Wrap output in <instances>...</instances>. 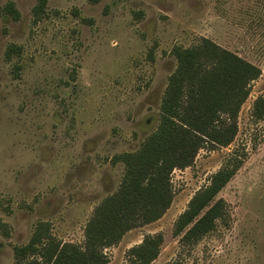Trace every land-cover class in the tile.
<instances>
[{
    "label": "rangeland",
    "instance_id": "rangeland-1",
    "mask_svg": "<svg viewBox=\"0 0 264 264\" xmlns=\"http://www.w3.org/2000/svg\"><path fill=\"white\" fill-rule=\"evenodd\" d=\"M38 5L0 0V224L10 232L0 231V264H44L37 254L16 257L39 223L57 242L84 246L96 207L124 176L113 158L140 149L158 126L177 68L172 50L202 38L262 72L238 134L175 170L165 215L104 252L108 264H129L131 248L162 234L151 264H264V118L254 117L264 98V0H48L37 12ZM233 155L243 165L217 197L223 218L198 243L182 245L176 220Z\"/></svg>",
    "mask_w": 264,
    "mask_h": 264
},
{
    "label": "trees",
    "instance_id": "trees-1",
    "mask_svg": "<svg viewBox=\"0 0 264 264\" xmlns=\"http://www.w3.org/2000/svg\"><path fill=\"white\" fill-rule=\"evenodd\" d=\"M47 1L39 0L35 10H43ZM8 11L19 19L13 5ZM171 53L177 68L161 99L158 126L140 149L113 158V164H124V176L118 190L96 207L85 228L84 246L57 242L49 224L39 223L29 244L16 249L18 259L37 254L44 264H108L105 249L120 243L132 229L160 220L171 207L175 170L193 166L201 150L227 148L234 142L239 113L252 83L261 76L260 68L208 38L191 47L177 46ZM254 117L264 118L262 97L254 102ZM242 165V158L231 156L209 185L193 196L174 226L182 245L196 244L215 229L226 211L225 202L217 197ZM0 226L9 237L7 226ZM163 243L162 234L146 236L128 251L129 264H151Z\"/></svg>",
    "mask_w": 264,
    "mask_h": 264
}]
</instances>
